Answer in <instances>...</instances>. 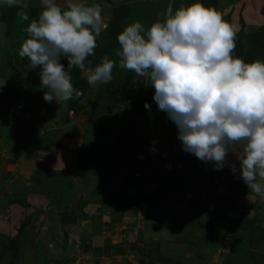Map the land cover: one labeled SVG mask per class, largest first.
<instances>
[{"label": "rangeland", "instance_id": "rangeland-1", "mask_svg": "<svg viewBox=\"0 0 264 264\" xmlns=\"http://www.w3.org/2000/svg\"><path fill=\"white\" fill-rule=\"evenodd\" d=\"M70 2L98 5L108 25L97 37L94 55L87 58L95 66L104 56L118 61L117 34L126 24L139 20L147 28L164 18L169 4L175 10L191 0H57L61 8ZM203 3L236 29L232 55L246 62L264 60V0H203ZM41 8V0H28L26 9L0 7V24L5 26L0 30V79H7L0 89V264H24L29 262L28 254L32 255L33 264H263L264 244L258 236L261 231L264 234V198L248 189L241 179L237 190L251 197V204L248 207L249 203L228 200L234 206L227 214L233 219L226 220L230 244L228 240L220 244L216 236L219 231L212 226L217 225L215 218L220 214L217 205L204 212L192 204V197L186 204L197 207L191 214L197 216L192 224H200L198 227H182L185 217L179 210V213L169 211L166 221L155 220L153 216L149 227L148 220L139 214L146 204L144 196H140L143 189L136 185L141 180L140 171L137 169L139 173L135 172V176L127 175L129 168H134L133 161L145 157L143 146H156L164 142L165 136L179 141L177 127L164 111L158 110L148 79L120 68L118 63L111 81L95 87L74 68L72 83L82 95L67 102H46L39 68L31 69L28 58L18 55L27 36L25 29ZM19 12H25L29 20H20ZM62 62L67 64L66 60ZM146 102L149 108H145ZM71 136L80 145L77 148L80 167L94 176L85 177L77 189L76 194H84L87 201L79 208L86 203L98 205L93 211L78 212L74 205L77 197L73 203L64 202L61 195L64 191L54 180L50 190L45 188L49 182L46 161H51L52 155H40L41 151L52 146L53 152H58L63 148L61 142ZM8 179L21 184L18 182L15 191L12 188L3 192L1 185H8ZM42 181H47L42 189L44 197L35 198L33 203L29 200L33 185ZM45 205L56 211L47 212L44 217L45 210L40 216L38 210ZM242 205L246 210H240ZM169 209L172 210L171 205ZM200 209L202 215L196 214ZM203 217L205 222L201 220ZM48 221L53 225L51 246L49 243L41 246V240L35 238L39 244L34 247L33 236L24 242V231L30 234L38 227L40 233L50 227ZM26 226L28 229L23 230ZM205 232L215 235L216 240L210 241Z\"/></svg>", "mask_w": 264, "mask_h": 264}, {"label": "clouds", "instance_id": "clouds-1", "mask_svg": "<svg viewBox=\"0 0 264 264\" xmlns=\"http://www.w3.org/2000/svg\"><path fill=\"white\" fill-rule=\"evenodd\" d=\"M18 55L39 68L46 102H67L82 95L71 72L79 69L90 86L107 84L117 65L146 77L153 100L177 127L182 149L216 170L226 164L252 192L264 198V60L232 55L236 29L203 0H191L147 28L133 21L117 34L118 61L104 56L95 66L97 37L108 25L98 5L41 0ZM28 8V0H0V7ZM20 20L28 21L25 12ZM5 26L0 24V30ZM66 60L67 64L62 62ZM7 79H0V89ZM145 103V108H149ZM242 143L237 153L235 146ZM155 150L154 148L152 149ZM235 153L239 166L229 160Z\"/></svg>", "mask_w": 264, "mask_h": 264}, {"label": "crops", "instance_id": "crops-1", "mask_svg": "<svg viewBox=\"0 0 264 264\" xmlns=\"http://www.w3.org/2000/svg\"><path fill=\"white\" fill-rule=\"evenodd\" d=\"M161 133V132H160ZM170 135V134H169ZM164 137V135H163ZM61 145H63V148L58 150V152H53L54 149L52 146H49L46 150L41 151L42 153L40 155H52L51 161H46L48 172L46 176H48L47 181L48 185L45 187L47 190H50L54 184L57 186L59 185L62 188V197L63 201L68 203H73L75 197V204L78 208L84 204L86 201V197L84 194H76L77 189H79V185L82 184V180H85L86 178H94L92 176L91 172L83 170L79 163H78V151L77 148L80 146L76 139L71 136V139H67L61 142ZM153 145H146L143 146L141 149L142 153L145 155V157L142 158L140 161H133L135 163L134 168L129 166V172L127 176H135L138 169L140 171L139 175L141 176V180L136 183L137 187L140 189L142 188L144 192L140 196H144L143 199L146 200V206L143 205V209L141 210V206L136 203V197L134 199V203L138 206V211L141 212L139 214H143V217H145L148 220V225L151 228L153 223V216L155 217V220H164L166 221L168 219V216L170 215V212L173 213H179L183 212V217L185 219H188L187 221L184 219L182 227H198L200 224L193 225L192 221L195 220V216L192 213L191 210L194 212L197 207H201L204 212L210 211V209L218 208L219 214L217 218H215L216 224L219 225L218 230H223L222 232H217V238L220 241V244L227 243L230 244V241H232V238L227 239L226 235H230V233H227L229 230V225L226 220L233 219L229 217V210L234 208L233 202L230 203L228 200H234L235 202L244 203L245 205L249 203L248 207H250V199L248 195H244L242 191L239 189L237 190V182H238V173H234L228 164H226L221 170H216L213 167V164L211 162L205 163L199 160L195 155L185 152L182 149L180 141L172 140L171 136H165L164 142ZM103 149V143L99 145ZM155 149L154 151L152 149ZM243 149L242 143L237 144L235 146V151L237 153L241 152ZM42 150V149H41ZM38 155V153L36 154ZM229 160L232 163H235L237 165V168L239 166V161L237 160L235 153L229 154ZM131 165V164H130ZM23 167V166H21ZM136 172V173H135ZM95 174V173H93ZM97 173L95 179H97ZM7 184L1 185V187H4L2 190L3 192H9L11 190L18 187V182L21 184L20 181L15 180H7ZM46 181V182H47ZM44 181L41 182V184H35L33 185V193H30V198L33 203L36 200L35 198L42 199L44 191L42 190L44 188V184L46 183ZM17 185V187H16ZM13 188V189H12ZM38 188V189H37ZM37 189V190H36ZM98 188L94 189L97 190ZM41 190V192H39ZM59 190V189H56ZM73 190V192H71ZM67 191V193H65ZM42 195H41V194ZM97 193L99 197H101L100 193L97 190ZM96 194V193H95ZM139 194V193H138ZM9 195V194H5ZM1 196V195H0ZM138 197V196H137ZM192 197L191 200H193L194 206H189L186 204V201L188 198ZM218 198V199H217ZM235 198H239V200H235ZM242 198V199H240ZM101 199V198H100ZM95 200H98L95 198ZM77 201V202H76ZM231 205H230V204ZM89 203L85 204V207L79 208L78 212H87V211H93L96 207H99L98 205L91 204L87 205ZM186 204V205H185ZM169 205L172 206V210L169 209ZM238 205V204H236ZM39 209L38 213L43 214L44 217L47 214V212L56 211L53 207L47 206ZM193 207V208H192ZM192 208V209H191ZM202 209L199 210L198 213H202ZM179 210V212H177ZM189 210V211H188ZM240 210L244 211L246 210V206H241ZM77 211V210H76ZM235 211H237V208H235ZM234 211V212H235ZM43 212V213H40ZM190 214V215H188ZM202 215V214H200ZM42 216V217H43ZM24 217V215H23ZM25 218V217H24ZM205 222L204 217L201 219ZM209 220V219H208ZM210 221V220H209ZM226 221V224L225 222ZM51 221L46 222V224L50 225L48 229H43L39 233V228H35L32 233H28L27 230L24 231V242L33 238V245L34 247L39 244V242L35 241L41 240L40 245L44 246L45 244L51 242H54V235L51 234L50 228H53ZM38 222L35 223L37 225ZM187 224V225H186ZM192 224V225H191ZM34 225V223H33ZM229 226L228 228H226ZM29 227V226H28ZM32 227V226H31ZM45 228V227H41ZM28 229L27 226L23 229ZM227 234H226V233ZM23 233V234H24ZM87 232L84 234L86 235ZM208 232H205V236H207ZM40 234V235H39ZM42 234V235H41ZM89 236V234H87ZM213 235V234H212ZM36 238V239H35ZM233 239H237L234 237ZM226 240H228L226 242ZM234 241V240H233ZM52 243H49L48 245L51 246ZM264 244V239L263 242ZM235 244V243H234ZM33 247V248H34ZM35 249V248H34ZM31 248V250H34ZM36 252V249L34 250ZM252 251V250H251ZM264 256V251H262ZM28 260L29 262H25L24 264H33L30 262V260L33 259L31 254H28ZM252 261V260H251ZM19 264L18 262H16ZM255 263V262H253ZM252 263V264H253ZM249 264V263H247ZM264 264V259H263Z\"/></svg>", "mask_w": 264, "mask_h": 264}, {"label": "trees", "instance_id": "trees-1", "mask_svg": "<svg viewBox=\"0 0 264 264\" xmlns=\"http://www.w3.org/2000/svg\"><path fill=\"white\" fill-rule=\"evenodd\" d=\"M213 227H215V228H217V230L219 229V225L217 224V225H212ZM211 226V227H212ZM218 231H220V232H222V230H218ZM211 233H207V238L210 240V241H215L216 239H215V235H210ZM209 235V236H208ZM259 237V239H261V240H263L264 239V234H263V232L261 231L260 232V236H258ZM247 239H249V238H247ZM249 241H250V239H249ZM252 241V240H251ZM255 241V240H254ZM253 242V241H252Z\"/></svg>", "mask_w": 264, "mask_h": 264}, {"label": "water", "instance_id": "water-1", "mask_svg": "<svg viewBox=\"0 0 264 264\" xmlns=\"http://www.w3.org/2000/svg\"><path fill=\"white\" fill-rule=\"evenodd\" d=\"M43 112V111H42Z\"/></svg>", "mask_w": 264, "mask_h": 264}]
</instances>
